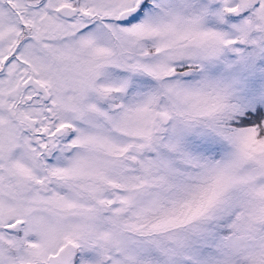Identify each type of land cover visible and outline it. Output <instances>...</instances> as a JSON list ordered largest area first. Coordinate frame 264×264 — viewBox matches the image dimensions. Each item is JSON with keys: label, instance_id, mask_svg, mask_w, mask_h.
Wrapping results in <instances>:
<instances>
[{"label": "snow or ice", "instance_id": "snow-or-ice-1", "mask_svg": "<svg viewBox=\"0 0 264 264\" xmlns=\"http://www.w3.org/2000/svg\"><path fill=\"white\" fill-rule=\"evenodd\" d=\"M0 264H264V0H0Z\"/></svg>", "mask_w": 264, "mask_h": 264}]
</instances>
